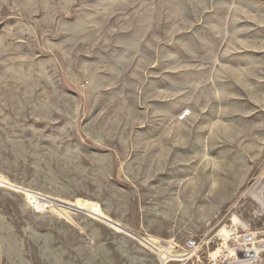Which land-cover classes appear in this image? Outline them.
Wrapping results in <instances>:
<instances>
[{"label":"rangeland","instance_id":"1","mask_svg":"<svg viewBox=\"0 0 264 264\" xmlns=\"http://www.w3.org/2000/svg\"><path fill=\"white\" fill-rule=\"evenodd\" d=\"M246 232L264 264V0H0V264H238Z\"/></svg>","mask_w":264,"mask_h":264},{"label":"built area","instance_id":"2","mask_svg":"<svg viewBox=\"0 0 264 264\" xmlns=\"http://www.w3.org/2000/svg\"><path fill=\"white\" fill-rule=\"evenodd\" d=\"M257 236L254 232H246L242 236V244L240 254L244 259H254L257 257V254L260 252V244L256 240ZM186 246L189 250L196 247L194 240L189 239L186 242Z\"/></svg>","mask_w":264,"mask_h":264},{"label":"bare ground","instance_id":"3","mask_svg":"<svg viewBox=\"0 0 264 264\" xmlns=\"http://www.w3.org/2000/svg\"><path fill=\"white\" fill-rule=\"evenodd\" d=\"M255 260V258L254 259H239V260H235L236 261V263H238V264H243V262H246V263H248V264H252V262ZM250 262V263H249Z\"/></svg>","mask_w":264,"mask_h":264}]
</instances>
